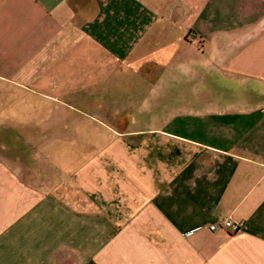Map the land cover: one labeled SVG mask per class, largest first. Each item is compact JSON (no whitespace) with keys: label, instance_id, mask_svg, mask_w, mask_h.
I'll use <instances>...</instances> for the list:
<instances>
[{"label":"crops","instance_id":"1","mask_svg":"<svg viewBox=\"0 0 264 264\" xmlns=\"http://www.w3.org/2000/svg\"><path fill=\"white\" fill-rule=\"evenodd\" d=\"M0 57L70 95L240 83L143 127L112 117L125 160L86 192L0 151V264H264V0H0ZM223 219L239 231L205 228Z\"/></svg>","mask_w":264,"mask_h":264},{"label":"rangeland","instance_id":"2","mask_svg":"<svg viewBox=\"0 0 264 264\" xmlns=\"http://www.w3.org/2000/svg\"><path fill=\"white\" fill-rule=\"evenodd\" d=\"M3 68L0 64V151L10 159L47 161L44 174L53 184L64 183L61 188L70 189L78 182L81 192L92 188L95 176L102 180L111 174L118 179L111 171L112 155L124 162L121 144L129 137L117 139L111 134L116 126L112 117L129 116L143 127L175 112L177 105L194 106L195 99L205 101L214 92L240 86L231 88L220 77L204 73L201 79L178 80L175 75L162 90L158 84L147 85V75L136 74L133 85L124 82L121 92L112 96L84 91L70 95L50 91L45 81L29 80ZM112 139L119 144H112Z\"/></svg>","mask_w":264,"mask_h":264},{"label":"built area","instance_id":"3","mask_svg":"<svg viewBox=\"0 0 264 264\" xmlns=\"http://www.w3.org/2000/svg\"><path fill=\"white\" fill-rule=\"evenodd\" d=\"M239 224L233 223L230 219H223L218 220L217 222L208 224L205 226V228L211 232H214L216 230H228L231 233H237L239 231Z\"/></svg>","mask_w":264,"mask_h":264}]
</instances>
